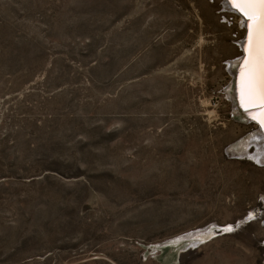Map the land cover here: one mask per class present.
<instances>
[{
  "label": "rangeland",
  "instance_id": "374dc122",
  "mask_svg": "<svg viewBox=\"0 0 264 264\" xmlns=\"http://www.w3.org/2000/svg\"><path fill=\"white\" fill-rule=\"evenodd\" d=\"M244 36L225 0H0V264H264Z\"/></svg>",
  "mask_w": 264,
  "mask_h": 264
},
{
  "label": "snow or ice",
  "instance_id": "6c2138e0",
  "mask_svg": "<svg viewBox=\"0 0 264 264\" xmlns=\"http://www.w3.org/2000/svg\"><path fill=\"white\" fill-rule=\"evenodd\" d=\"M227 3L247 25V45L235 82L237 101L249 118L264 130V0H227ZM225 230L232 231V228Z\"/></svg>",
  "mask_w": 264,
  "mask_h": 264
},
{
  "label": "water",
  "instance_id": "95a60500",
  "mask_svg": "<svg viewBox=\"0 0 264 264\" xmlns=\"http://www.w3.org/2000/svg\"><path fill=\"white\" fill-rule=\"evenodd\" d=\"M229 8H231L233 11H235L231 6H230ZM235 12H236V11H235ZM246 35H247V32L245 33L244 39H246ZM243 41H244V40H243ZM241 57H243V56L241 55ZM241 57H240V59H239V62H238V65H237V68H236V71H235V74H234L233 97H234V100H235V102H236V108H237L238 110H240V111L244 114V116H245V118H246L247 120L252 121V120L249 118V115H248L246 112H244V111L239 107V104H238V101H237V93H236V91H235V82L237 81V77H238V74H239V65H240V63H241V61H242ZM252 122H254V121H252ZM254 123H255V122H254ZM257 129H258V128H257ZM257 134H260V133H257ZM261 139H262V141L264 142V138H263V136H261Z\"/></svg>",
  "mask_w": 264,
  "mask_h": 264
},
{
  "label": "bare ground",
  "instance_id": "6f19581e",
  "mask_svg": "<svg viewBox=\"0 0 264 264\" xmlns=\"http://www.w3.org/2000/svg\"><path fill=\"white\" fill-rule=\"evenodd\" d=\"M225 2H226V4H227V7L229 8L230 7V5L227 3V0H225ZM231 9V8H230ZM238 15H239V17L241 18V20H242V25H244V27H245V33L247 32V25H246V22H245V20H244V18L238 13V12H236ZM246 45H247V35H246V39H244V41H243V43H242V45H241V47H242V56H244V48L246 47ZM241 59H243V57H241ZM239 75V74H238ZM238 78V77H237ZM254 111V110H253ZM256 124V123H255ZM257 125V128H258V133H260V134H258V137L261 139V136H263V138H264V130H262L261 128H260V126L258 125V124H256ZM262 140V139H261ZM263 142V141H262ZM263 146H264V142H263ZM260 153H261V151H260Z\"/></svg>",
  "mask_w": 264,
  "mask_h": 264
}]
</instances>
